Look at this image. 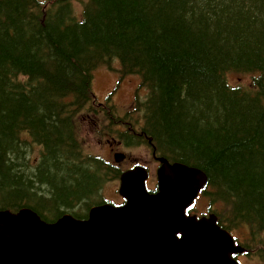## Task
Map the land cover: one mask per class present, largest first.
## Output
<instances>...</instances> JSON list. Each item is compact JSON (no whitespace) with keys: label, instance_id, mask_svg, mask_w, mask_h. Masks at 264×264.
Returning a JSON list of instances; mask_svg holds the SVG:
<instances>
[{"label":"trees","instance_id":"trees-1","mask_svg":"<svg viewBox=\"0 0 264 264\" xmlns=\"http://www.w3.org/2000/svg\"><path fill=\"white\" fill-rule=\"evenodd\" d=\"M77 17L74 0H0V210L55 222L104 204L122 170L78 132L81 115L100 116L125 143L201 169L209 212L236 239L246 228L264 264V0H87ZM118 61L148 92L135 128L113 104L96 113L95 71ZM230 72L252 78L233 87ZM30 139L42 156L27 167Z\"/></svg>","mask_w":264,"mask_h":264},{"label":"water","instance_id":"water-1","mask_svg":"<svg viewBox=\"0 0 264 264\" xmlns=\"http://www.w3.org/2000/svg\"><path fill=\"white\" fill-rule=\"evenodd\" d=\"M159 162L155 193L137 166L120 177L125 205L94 209L84 222L65 216L47 224L30 209L0 210V264H239L229 234L185 215L207 175Z\"/></svg>","mask_w":264,"mask_h":264},{"label":"rangeland","instance_id":"rangeland-1","mask_svg":"<svg viewBox=\"0 0 264 264\" xmlns=\"http://www.w3.org/2000/svg\"><path fill=\"white\" fill-rule=\"evenodd\" d=\"M77 16L81 17L84 10V5L87 0H74ZM77 17V19H80ZM119 61L114 62L111 67H101L95 71L93 89L97 97V102L102 103L112 98V104H115L120 113L130 114L131 126L137 127L143 120L142 109L140 112L132 110V104L137 96L142 98V102L146 101L148 92L146 89L141 88V80L137 76H123L119 74L120 69ZM252 75H245L242 73L230 72L226 76L227 82L235 86H247L251 80ZM142 108V106H141ZM79 134L83 147L88 154H94L102 157L104 160L119 166L122 170H127L135 166H144L149 171V179L147 181V187L149 189H155L157 184L156 171L159 163L155 160L151 148L147 142L142 138L139 139L133 145L130 141H125L116 134L115 128L108 130L106 126L100 121L99 118L94 116H88L86 114L81 115L79 118ZM23 139H29V136L23 135ZM135 141V140H134ZM24 142L21 140V143ZM36 142V141H35ZM31 139L23 146L20 144V163H24L27 167L32 166V161L37 162L42 156V147L37 145ZM116 153H124L126 159L122 164H116L114 155ZM119 180L106 182L101 190L100 196L104 197L106 201L113 203H120L123 198L119 195ZM90 201H85L80 204L76 209V212H81L86 204ZM218 211L224 215V210L216 207ZM210 209L207 200L202 197L199 199L191 212H194L199 217L210 214ZM225 216V215H224ZM228 216V213H227ZM226 217V216H225ZM229 219L228 217H226ZM239 230V229H238ZM237 239L240 242L245 243L249 237V231L245 228L237 233ZM256 243H254L255 246ZM238 261L241 264H261L254 256L240 255Z\"/></svg>","mask_w":264,"mask_h":264},{"label":"bare ground","instance_id":"bare-ground-1","mask_svg":"<svg viewBox=\"0 0 264 264\" xmlns=\"http://www.w3.org/2000/svg\"><path fill=\"white\" fill-rule=\"evenodd\" d=\"M94 94H95V92H94ZM95 97H96V94H95ZM97 98V97H96ZM96 101H97V99H96ZM135 101V100H134ZM107 103H110V104H112V98H109L108 99V101H106V102H102V103H99L98 102V105L96 106V109H99V110H101V108L99 107L100 105H104V106H106L107 105ZM134 103V102H133ZM100 104V105H99ZM113 105H115V104H113ZM133 105V104H132ZM116 106V105H115ZM117 107V106H116ZM119 110V109H118ZM100 113L102 112V110L101 111H99ZM99 112H96V113H98V114H100ZM120 112V111H119ZM88 115V114H87ZM88 116H94V115H88ZM94 117H96V118H99L100 119V116H94ZM101 121V120H100ZM124 141H125V139H123ZM80 141H81V139H80ZM151 148V147H150ZM151 151H152V154H153V156H154V158L155 159H157V160H159V159H162L164 162L166 161V159H164V158H162V157H160V156H158L157 154H156V152L155 151H153V149L151 148ZM116 154H123V153H116ZM114 159H115V163L116 164H122L124 161H125V159H123V160H117L116 158H115V155H114ZM168 161V160H167ZM169 162V161H168ZM171 163V162H170ZM172 164H179V163H172ZM115 165V164H114ZM179 165H182L183 167H184V169H185V171H198V172H202V173H204L201 169H198V168H195V167H190V166H187V165H185V164H182V163H180ZM116 166V165H115ZM116 167H118L119 168V166H116ZM132 168H134V167H132ZM132 168H129V169H127V170H122V174L124 173V172H126V171H128V170H130V169H132ZM120 169V168H119ZM196 200V199H195ZM194 200V201H195ZM103 201H105L104 202V204H100V205H96V206H94V207H92L91 209H90V211L88 212V214H87V217L86 218H84V219H79V218H76L75 216H73V215H71V214H65V215H63L61 218H63V217H65V216H70V217H72V218H74L75 220H78V221H86V220H88V217H89V215H90V213L94 210V209H97V208H101V207H104V206H106V205H108V201H106V199L103 197ZM194 203V202H193ZM192 203V204H193ZM25 209H30V208H25ZM30 210H32V209H30ZM185 210V215H186V217L188 218V219H194L196 222H199V221H201V220H207V221H214L215 222V224L222 230V231H224V232H226L227 234H229V236H231L232 237V239H233V245H234V247L235 248H238L239 250L237 251V252H232L231 253V256L233 257V258H235V259H238V256H240V255H247V256H249L248 254H247V249L244 247V245H243V243H241V242H238L237 241V239L235 238V236L230 232V231H228V230H226V229H224V228H222L219 224H218V218H217V216L215 215V214H212V213H210L209 215H205V216H203V217H199L197 214H195L194 212H191V209H189V208H185L184 209ZM33 212H35L34 210H32ZM13 213H18V212H13ZM39 217H40V219L42 220V221H44L45 223H47V224H54V223H56V222H58V220H60L61 218H59L58 220H56L55 222H47V221H45L44 219H42V217L37 213V212H35ZM180 236L181 235H179L178 236V238H180Z\"/></svg>","mask_w":264,"mask_h":264},{"label":"flooded vegetation","instance_id":"flooded-vegetation-1","mask_svg":"<svg viewBox=\"0 0 264 264\" xmlns=\"http://www.w3.org/2000/svg\"><path fill=\"white\" fill-rule=\"evenodd\" d=\"M100 110L99 109H96V112H99ZM123 202V201H122ZM119 206V205H118Z\"/></svg>","mask_w":264,"mask_h":264}]
</instances>
